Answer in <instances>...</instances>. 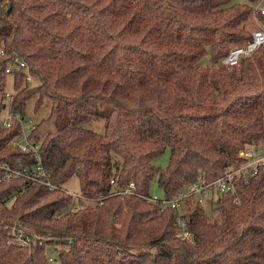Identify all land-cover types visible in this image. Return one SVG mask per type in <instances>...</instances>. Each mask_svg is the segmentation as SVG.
<instances>
[{
    "label": "trees",
    "instance_id": "trees-1",
    "mask_svg": "<svg viewBox=\"0 0 264 264\" xmlns=\"http://www.w3.org/2000/svg\"><path fill=\"white\" fill-rule=\"evenodd\" d=\"M257 1L0 0V40L37 82L18 77L10 107L20 119L0 124V264H48L54 241L61 264H264V165L215 198L214 219L185 202L190 240L177 236L175 209L124 192L133 183L150 195L156 181L175 198L264 140V45L239 66L221 64L252 38ZM207 53L210 65H200ZM30 120L37 151L13 144ZM168 149L167 166L155 165ZM4 165L46 174L9 179ZM73 178L78 194L102 204L76 200L64 187ZM12 225L38 240L16 245Z\"/></svg>",
    "mask_w": 264,
    "mask_h": 264
},
{
    "label": "built area",
    "instance_id": "built-area-1",
    "mask_svg": "<svg viewBox=\"0 0 264 264\" xmlns=\"http://www.w3.org/2000/svg\"><path fill=\"white\" fill-rule=\"evenodd\" d=\"M254 10L255 15L252 21L256 24V27L251 30L252 38L231 45L228 54L221 60L222 65L229 67L239 66L242 57L254 55L264 45V21L260 19V15L264 16V0H258L254 5ZM0 58L7 61L4 68V74L7 77L4 99H6L7 102L4 101L5 106L2 108V112H0V124L5 127H10L14 120L20 119L18 114H13L10 107L12 95L16 92V80L21 76L24 80V85L27 84L32 86L33 83L36 82V79L26 59L19 52L10 50L8 44L4 40H0ZM23 130V136L20 139L15 140L14 145L19 146L25 151L31 146L37 151L39 149V144H32L28 140V134L30 133L31 128L29 129V127H26ZM239 156L244 160L243 163L228 167L224 174L216 180H208L205 175L200 174L193 183L172 199L160 197L153 193L150 195L136 193L133 190V183H131L129 188L124 192L137 194L149 202L160 203L162 207H171L175 209L178 225L177 236L182 239L190 240L192 234L187 230L186 220L182 217L181 211L179 210L182 204L188 200H195L201 203L205 198H213V196H215V199L219 194L231 191L234 188V181L237 178L244 177L248 180L251 176L256 174L259 166L264 165V140L247 145L239 152ZM2 167L5 169L6 177L9 179L24 177L28 180L35 181L39 180L46 174V171L43 170L40 165L36 166L32 171L28 169L15 171L5 165ZM111 183L115 184L114 179L111 180ZM46 184L50 186V188H54L50 182H46ZM68 192L73 194L76 200L81 199V202L84 205H94L96 203L102 204L104 199L103 196H100L97 199H90L72 190ZM120 192L122 191H116V193ZM214 193H216V195H213ZM80 205L83 206L82 204ZM7 233L10 235L9 239L21 247H30L38 240L35 234L28 232L17 225L8 227ZM47 263L61 264L57 253L55 255L47 251Z\"/></svg>",
    "mask_w": 264,
    "mask_h": 264
},
{
    "label": "rangeland",
    "instance_id": "rangeland-1",
    "mask_svg": "<svg viewBox=\"0 0 264 264\" xmlns=\"http://www.w3.org/2000/svg\"><path fill=\"white\" fill-rule=\"evenodd\" d=\"M242 2H247V0H240ZM256 27V24L253 22V21H249L247 23V28L251 31L253 30L254 28ZM199 64L200 65H210V53H207L200 61H199ZM37 84V82H35ZM35 83H33V85H36ZM32 85V86H33ZM17 91V90H16ZM4 101L7 102L6 99H4ZM41 116H43V114H40ZM34 118L36 116H33ZM33 120V119H32ZM30 120L28 121L26 124L23 125V129H25L26 127H29L32 128L34 126V122ZM92 128L94 130H97V131H101L103 132L104 131V125H102V123L100 121H95L94 124H92ZM14 144V143H13ZM169 157H170V149H168L162 156H160L159 158H157L155 161H154V164L161 167V168H165L168 164V161H169ZM77 184H78V180L76 178H73L71 180V182L67 183L64 187H66L68 189V191L72 190L74 192H78L77 191ZM151 192L153 194H157L158 196L160 197H163V191L162 189L158 186L157 182L154 181L152 183V188H151ZM212 195V194H211ZM213 195H216V193H214ZM215 196H213V198H205L202 202H201V206L204 210V212L206 213V215L211 218V219H214L216 217V213L215 212V206H216V201L214 199ZM195 201V200H194ZM12 203V201L10 202V204ZM77 207H80V203H77L76 204ZM75 207V208H77ZM181 211V214H184V212H186L187 210V205H185V202L182 204V206L180 207L179 209ZM55 242V241H54ZM52 243L50 244L49 246H47V251L52 253V254H55L57 253L56 249L58 248H55L54 247V244H57V243ZM63 246V245H62ZM61 244L58 245V247H62Z\"/></svg>",
    "mask_w": 264,
    "mask_h": 264
}]
</instances>
